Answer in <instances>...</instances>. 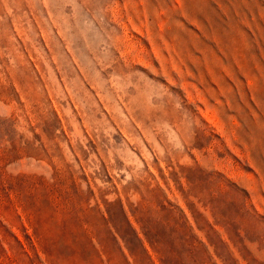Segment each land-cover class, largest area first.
<instances>
[{"label":"rangeland","instance_id":"1","mask_svg":"<svg viewBox=\"0 0 264 264\" xmlns=\"http://www.w3.org/2000/svg\"><path fill=\"white\" fill-rule=\"evenodd\" d=\"M0 264H264V0H0Z\"/></svg>","mask_w":264,"mask_h":264}]
</instances>
